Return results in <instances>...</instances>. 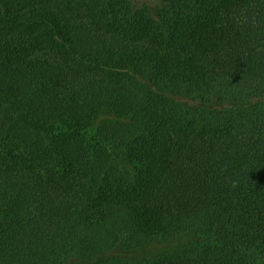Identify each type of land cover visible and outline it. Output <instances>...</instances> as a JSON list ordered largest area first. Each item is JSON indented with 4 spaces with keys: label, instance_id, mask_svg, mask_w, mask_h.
Masks as SVG:
<instances>
[{
    "label": "trees",
    "instance_id": "obj_1",
    "mask_svg": "<svg viewBox=\"0 0 264 264\" xmlns=\"http://www.w3.org/2000/svg\"><path fill=\"white\" fill-rule=\"evenodd\" d=\"M264 264V0H0V264Z\"/></svg>",
    "mask_w": 264,
    "mask_h": 264
},
{
    "label": "rangeland",
    "instance_id": "obj_2",
    "mask_svg": "<svg viewBox=\"0 0 264 264\" xmlns=\"http://www.w3.org/2000/svg\"><path fill=\"white\" fill-rule=\"evenodd\" d=\"M198 240L199 239L195 234L188 233L187 235L173 239L172 241H157L140 249H134L130 251L115 249L111 253L107 254L105 259L107 260L108 264H118L122 261H139L146 258H151L169 249H174L180 246L194 245ZM70 264H80V261L74 257L70 260Z\"/></svg>",
    "mask_w": 264,
    "mask_h": 264
}]
</instances>
